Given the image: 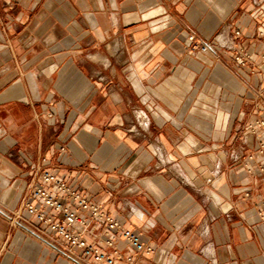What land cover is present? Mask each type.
<instances>
[{
  "label": "crops",
  "instance_id": "1",
  "mask_svg": "<svg viewBox=\"0 0 264 264\" xmlns=\"http://www.w3.org/2000/svg\"><path fill=\"white\" fill-rule=\"evenodd\" d=\"M263 56L264 0H0V264H98L18 218L42 171L154 246L114 264H264Z\"/></svg>",
  "mask_w": 264,
  "mask_h": 264
},
{
  "label": "built area",
  "instance_id": "2",
  "mask_svg": "<svg viewBox=\"0 0 264 264\" xmlns=\"http://www.w3.org/2000/svg\"><path fill=\"white\" fill-rule=\"evenodd\" d=\"M241 36V31H235L233 35L223 32L214 38V43H203L197 41L194 34L189 36L191 41V50L195 52L208 53L212 51L214 44L218 47L233 53V61L241 67L249 66L251 57L247 49L237 46V40ZM264 59V56H263ZM259 98L261 92H256ZM144 120V125H148V117L144 111L139 112ZM246 143L254 141L256 149L264 151V102L260 116L253 125L248 127V132L244 136ZM38 178L44 183L43 186L35 185L32 187L29 198H35L40 202L36 206L31 202H26L23 206L25 214L18 216L20 220L28 224L29 217H35L36 220L61 237L70 246V250L81 251L85 257H93L98 264H114V258L105 254L100 249L103 246L115 247L116 242L123 238L130 245L135 253L150 255L155 252L154 246L144 244L140 238L131 230L124 227L116 218L105 213L103 209L93 203H90L85 197L72 189L68 183L51 172H40ZM73 203L77 207H73ZM54 212L49 215L48 211ZM24 225L26 227L27 224ZM104 224L105 228L101 235L91 234L93 242L87 240V234L96 226ZM40 233H47L45 229L36 228ZM132 261L131 257L127 258Z\"/></svg>",
  "mask_w": 264,
  "mask_h": 264
}]
</instances>
